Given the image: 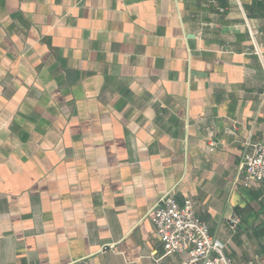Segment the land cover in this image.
Instances as JSON below:
<instances>
[{"label": "crops", "instance_id": "crops-1", "mask_svg": "<svg viewBox=\"0 0 264 264\" xmlns=\"http://www.w3.org/2000/svg\"><path fill=\"white\" fill-rule=\"evenodd\" d=\"M255 143L264 0H0V264H188L150 220L168 194L258 263Z\"/></svg>", "mask_w": 264, "mask_h": 264}, {"label": "built area", "instance_id": "built-area-1", "mask_svg": "<svg viewBox=\"0 0 264 264\" xmlns=\"http://www.w3.org/2000/svg\"><path fill=\"white\" fill-rule=\"evenodd\" d=\"M212 149L213 144H210L208 150ZM242 170L241 186L250 189L262 185L263 192L259 201L264 203V144L249 146L242 158ZM150 220L165 255L185 254L188 264H234L225 254L224 244L212 238L208 226L196 217L191 200L179 205L168 194L152 210ZM231 223L236 225L238 219L233 218ZM247 264H264V258L258 263Z\"/></svg>", "mask_w": 264, "mask_h": 264}]
</instances>
